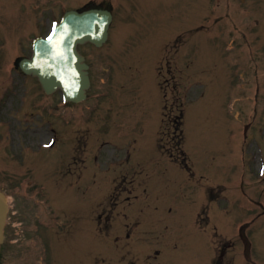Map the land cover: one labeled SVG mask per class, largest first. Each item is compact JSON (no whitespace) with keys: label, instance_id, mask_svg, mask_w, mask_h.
Wrapping results in <instances>:
<instances>
[{"label":"rangeland","instance_id":"rangeland-1","mask_svg":"<svg viewBox=\"0 0 264 264\" xmlns=\"http://www.w3.org/2000/svg\"><path fill=\"white\" fill-rule=\"evenodd\" d=\"M20 1L23 8L17 14L14 13L13 17L19 25L25 20L26 28L19 27V33L13 37V29L10 26L7 28L9 38L0 47V55H2L0 96L9 86L8 79L12 76L17 77L12 58L18 53L30 52V45L26 42L27 36L24 34L28 31L35 34L37 32L33 23L37 13L34 6H37L40 0ZM62 1L59 0L58 3ZM84 1L86 0H81L78 4ZM151 1L125 0L123 10L124 2L116 0V5L120 6V10L117 9L120 17L112 33L113 40L107 50H95L89 46L83 48L94 70L95 82L92 94L97 93L99 84L107 80V75L104 73L107 63H112L114 74L110 82L113 87L105 86L112 100L108 98L92 101L79 110L77 131L82 134L81 138H89L91 158L82 179L79 177L77 179L75 191H72V202L82 209V216L87 215V206L93 208L95 221L99 205L107 202L109 191L124 169L133 174L137 172L141 176L137 187L146 186L142 188V192L145 189L148 191L147 197L140 198L129 207L135 212L132 221L139 219L141 223L132 233L130 243L128 239L126 240L129 232L122 230L119 234L124 239L118 242L119 247H117L112 237H100L96 233L94 223L93 264H104L99 261V258H105L106 263L110 264L132 262L137 264L150 262L151 264H213L214 256L215 260L221 264H264V179L257 177L263 160L258 155V149L254 147L251 149L254 151L251 152L247 147L246 162L255 173V177H250L244 164L243 150L245 132L242 121L245 123L252 120L255 113L252 109L253 103L246 110L242 109L240 102L233 105L234 100H237V94L223 88L218 92L217 103H212L211 99L205 97L199 103L187 107L184 127L186 149L197 176L204 177L203 186L190 180L185 170L164 156L157 145L162 122L163 98L155 67L159 59L157 54L159 46L165 45L166 36L167 40L172 34L174 37L176 30L173 31L172 24L169 23L166 24L167 29L160 25L163 10L156 6L155 2L158 0L152 1V4ZM192 2L197 10L198 0H192ZM7 3L8 0H0V10L6 8ZM16 3L14 0V5ZM72 4L75 3L72 2ZM185 4L188 7V17L190 0H173L174 16H182ZM52 9L56 11L58 5H53ZM44 10L46 8L40 9V12L43 13ZM122 10L125 14L123 21L120 15L123 14ZM59 14L60 12L57 17ZM1 22H3L2 17H0V28ZM186 22L187 19L183 21V23ZM205 51L211 53V60L205 63L212 62L215 49L212 45H206ZM251 67L253 72L254 64ZM194 76L201 77L197 73H194ZM20 80L22 79L18 78V81ZM5 81L7 84L4 83ZM257 81H262L264 87V69L260 72V78ZM33 84L34 81L29 80L28 85ZM99 90L103 92L101 88ZM78 108L80 107L77 106ZM235 110L242 111L240 120L233 114ZM262 111L254 121V131L262 120ZM175 114H179V110L173 111V115ZM55 127L61 129L62 125L55 122ZM30 128L33 127L30 126ZM8 130L0 119V135L6 136L9 133L21 135L12 127H8ZM166 131L167 125L164 123L162 134L164 138H168ZM257 134L254 132V136ZM173 135L177 137L178 132H174ZM34 136L37 135L33 132L32 137ZM164 138V142L168 141ZM258 138H246L247 143L250 142L252 146L261 145V138L264 141V135L259 133ZM7 145L8 142L0 146V187L13 195L15 209L22 214V205L25 204L23 198L19 197L18 191L23 196L26 192L24 189L26 178L34 176L26 175L27 172L21 174L25 168L20 172L17 167L24 161L18 154L8 156ZM100 148L101 152H99ZM57 149L62 155L67 153L70 155L73 144L65 138H60L58 146L53 151ZM27 162L28 166L30 160L27 159ZM11 166L13 171L10 170ZM36 169L35 177L41 174V169L39 167ZM23 177L24 180L20 183L21 190L14 189L12 181H22ZM212 186L217 188L216 197L220 201L217 204H213L206 195V190ZM54 191H50V199H54L56 194ZM28 192H34L33 188ZM126 196L122 193L119 200L125 199ZM59 198L63 199L60 196ZM66 199H70L69 194ZM208 204L210 225L206 230H202L197 226V215ZM133 211L130 212L131 215ZM255 217L259 218L253 223L252 220ZM17 220L18 218L15 219L16 222ZM251 222L247 236L252 242L250 254L252 262L246 260L244 243L240 240L241 228ZM124 223L123 218L120 219V223L116 221L115 225L124 229ZM32 224L34 221L30 220L29 226L35 228ZM133 227L135 226H131L130 229ZM216 232L218 237H221L219 242H217L219 238L216 237ZM13 233L16 235L15 230ZM74 245L72 241L61 249L58 244L59 252H62L58 257L59 263L91 264V260L84 256V249L83 254L79 255L77 250L70 248ZM224 247L228 249L222 253ZM35 248L32 252H35ZM16 251H19V248L9 247L4 264H22V260L18 259L20 253ZM157 252L161 253L158 258ZM52 256L56 257L54 253L51 254ZM30 257L33 258V255Z\"/></svg>","mask_w":264,"mask_h":264},{"label":"water","instance_id":"water-1","mask_svg":"<svg viewBox=\"0 0 264 264\" xmlns=\"http://www.w3.org/2000/svg\"><path fill=\"white\" fill-rule=\"evenodd\" d=\"M107 35H105L104 39L106 38ZM86 39H89L87 37L84 38L83 41H85ZM82 42V41H81ZM81 70H82V76L84 78L83 81V85L86 88L88 86V78H87V74L84 73V69L86 68V66L82 65V63H79ZM35 74V72H33ZM55 79V78H54ZM54 79H51V83L54 82ZM43 86L45 87V89L49 92L54 90V87L56 86V84H51L50 86L53 87L51 89H49V87L46 85V82H44ZM65 86H68V83L65 84ZM84 88V89H85ZM84 89L81 93L77 94V97H73L75 98L76 101H79L82 97L84 98ZM6 213H7V199L6 197L0 193V242L3 240V229L5 226V219H6Z\"/></svg>","mask_w":264,"mask_h":264},{"label":"flooded vegetation","instance_id":"flooded-vegetation-1","mask_svg":"<svg viewBox=\"0 0 264 264\" xmlns=\"http://www.w3.org/2000/svg\"><path fill=\"white\" fill-rule=\"evenodd\" d=\"M104 5H106V3H105ZM255 25H256V26H260L261 24H260L259 21H256ZM235 27H236L237 29H239V26L235 25ZM71 225H72V220H71ZM42 229H43V230H42V237H43V239H44V240L49 239L50 231H49L47 228H42Z\"/></svg>","mask_w":264,"mask_h":264}]
</instances>
